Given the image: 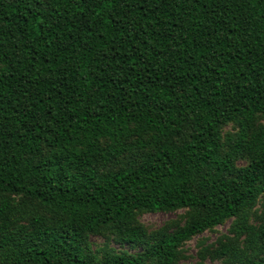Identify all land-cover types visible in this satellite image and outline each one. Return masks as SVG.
Segmentation results:
<instances>
[{
	"label": "trees",
	"instance_id": "16d2710c",
	"mask_svg": "<svg viewBox=\"0 0 264 264\" xmlns=\"http://www.w3.org/2000/svg\"><path fill=\"white\" fill-rule=\"evenodd\" d=\"M257 114L264 0H0V264H174L186 240L264 193V126L247 132ZM230 122L241 129L224 151ZM12 194L54 220L37 212L12 229ZM181 208L199 217L130 227ZM109 224L145 250L98 260L85 237Z\"/></svg>",
	"mask_w": 264,
	"mask_h": 264
},
{
	"label": "rangeland",
	"instance_id": "374dc122",
	"mask_svg": "<svg viewBox=\"0 0 264 264\" xmlns=\"http://www.w3.org/2000/svg\"><path fill=\"white\" fill-rule=\"evenodd\" d=\"M264 126V117L256 115V119L249 125L247 132L250 135L253 131ZM241 127L237 122H230L222 129L223 150L231 149L235 143ZM148 138V137H147ZM102 144H105L103 141ZM109 148L108 142L103 145ZM145 151L136 149L134 152H127L122 157H115L113 161L97 162L96 167L101 173H108L114 169L127 167L134 162L135 158L141 157ZM246 159L241 153L234 155V164L238 168L246 164ZM5 196L0 194V198ZM12 199L13 205L17 208L12 214V229H17L19 224L28 225L37 212L43 213L50 221L54 220L40 201H25L22 194L6 195ZM199 217L195 209L181 208L173 211H151L141 212L136 215V220L130 227L144 230L149 235L158 230L174 231L183 227L192 219ZM264 224V193L256 202L246 207L239 215L228 218L222 224L214 226L204 232L192 236L180 247L178 258L174 264H250L254 260L264 259V238L261 229ZM88 251L99 260L108 250L126 251L130 254H137L145 250L142 245L126 239L116 225H106L98 233H90L85 237ZM227 246V250L221 249ZM2 256L0 255V260ZM145 264H158L156 259H147Z\"/></svg>",
	"mask_w": 264,
	"mask_h": 264
}]
</instances>
